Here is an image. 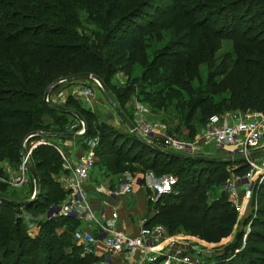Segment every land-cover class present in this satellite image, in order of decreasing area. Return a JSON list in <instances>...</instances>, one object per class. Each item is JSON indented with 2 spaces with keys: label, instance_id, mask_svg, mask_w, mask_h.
I'll return each instance as SVG.
<instances>
[{
  "label": "trees",
  "instance_id": "1",
  "mask_svg": "<svg viewBox=\"0 0 264 264\" xmlns=\"http://www.w3.org/2000/svg\"><path fill=\"white\" fill-rule=\"evenodd\" d=\"M57 1L63 2V0H0V43H7L5 47H10L6 49L7 54L0 55V161L5 158L12 160L10 167L14 170L19 163V153L16 151L12 157L5 156L6 150H9L8 146L7 148L5 147V136L18 131L32 130L34 125H36L43 128L42 130H47L42 131L43 133L47 132L65 137L70 127L74 124L72 121L74 122L78 119L76 115H79L87 124L86 138L96 135L97 132L93 130V127H96L95 117L91 112L83 109L78 100L68 97L63 106H60L69 112L61 110L55 105L45 103V92L39 96L29 92V87L32 86L31 82L34 79L33 74L24 73L23 68L19 64H13L12 48H14V45H18L19 48L16 47L17 50L15 52L18 56H21L23 63L28 54L36 59L39 64H46L47 66H55L63 62L67 56L75 55L81 57L85 65L103 70L104 66L101 57L92 50L87 49V46L65 42V35L61 33L63 20L58 17L62 14L63 18H67L71 22L75 21V18L72 7L69 5L62 13H57L53 8L55 5L52 4H56L55 2ZM65 2L67 1L65 0ZM69 2L74 3L75 0H69ZM108 6L109 19L121 25L119 34H117L118 36L114 35L113 38L110 37L107 40L109 43L114 44L116 52L121 56V59H126L125 66L118 70L125 72L129 67L135 65L143 67L144 65L146 68H143V72L140 74V82L136 84L138 99L149 108L153 117L166 126V134L172 135L171 131L177 130V126H173V120H180L182 121L180 127L185 130L188 140L193 139L198 128L195 127L194 122L199 117H205L204 119L207 121L214 115L213 113L208 114V116L202 115L205 111L212 109V100L206 94V96H202L200 93L195 94L196 91L192 92L193 98L186 99L180 93V89H178L180 86L189 91V87H192L190 84L192 78H182L179 75L184 74L188 77L191 75V70L187 66L182 67L179 64H175L172 59L167 57L166 54L174 55L173 50L169 49V52L165 54V59L158 63L152 61L154 59L150 55V53L152 54V48L149 53L144 49L138 57L136 52L141 40L139 32L135 28L125 25L127 19L122 14V10L119 9L118 3L112 5L110 2ZM226 7H221V9H224L217 14H213V11H210L212 12L211 17H204L203 22H197V25L210 36L217 28L216 31L220 33L218 37L221 38L223 34L220 32V29L225 26L224 23L234 22L232 19L227 18L225 14H222L225 10L231 12V15H234L233 17H241L240 15L242 14L243 16H250L252 14L254 17L253 21L256 22L257 27L264 25V0H239L232 7ZM238 7L239 9H237ZM213 17L222 19L220 25L215 20H211ZM12 20L27 21L28 23H33L34 26H26L23 27L24 29H18L14 33L7 34L6 29L8 27H15L13 22L10 23ZM56 22H58L60 27L56 26ZM244 30L248 31V27ZM259 33H261V29L256 28L255 34ZM39 34L46 36L50 44L42 43L37 47L45 53H51L55 58L52 61H48L46 58L40 56L39 53L37 54L35 50L28 49L26 46L25 41L27 40H24V38L27 35L38 37ZM180 46L181 43L175 41L169 48ZM164 49L167 50L166 48ZM157 55H155L156 59L158 58ZM160 55L163 57V53H160ZM148 56L151 57L148 58ZM261 62L262 60L257 61L255 63L256 67L251 66L253 67V76L251 77H253L254 81L259 79V85L264 87V62L262 64ZM166 71L168 74H166ZM108 73L105 76H100L98 80L106 87L109 100H113L111 103L127 117V112L124 109V105L128 100L126 92L117 93L120 89L111 84ZM81 74L83 73H75L69 77H79ZM136 82L137 80L133 79L130 84H135ZM45 84L47 83L34 80L33 85L35 88H43ZM245 93L241 99L244 107L264 113V90L262 92L257 88L254 93L247 91ZM127 118L130 119L129 117ZM196 122L197 126L201 124L198 121ZM76 126L78 127V125ZM98 126L102 125L99 124ZM98 129L101 142L108 135H103V127ZM119 136L131 145V150L135 148L132 144L140 145V149H136L133 156L124 158L126 162H133L141 167L142 170H150L158 176L171 172V174L177 177L174 192L158 197V203H161L160 207L155 215L145 223L144 226L146 228L160 225L169 235L184 233L196 236L203 243L209 245H217L231 236L237 224L238 212L235 206L224 198L209 201L210 197L207 195L208 189L214 185L215 178L217 181L225 180L224 176L220 175V171L226 166L231 165V163L220 160L198 161L186 157H176L164 151L151 148L132 133L129 137L124 135ZM114 139L117 140V138ZM141 151L143 153L147 152V155L152 154L149 161L146 157L150 156H143ZM31 158V162L35 167L38 185L44 184L46 188L45 203L50 202V197L53 194L54 200L59 201L61 197L60 193L62 192L50 174L54 170L55 164L60 162L58 155L51 147L41 145L33 150ZM118 163H121V160ZM237 164L238 162H233V166ZM236 168L234 172L237 175H243L246 171V166ZM30 178L31 182L32 177L30 176ZM260 190H264V181ZM28 193L31 194V191ZM29 194L23 197L22 200H15L14 198L11 199L5 196V200L0 204V241L2 243H8L13 240L18 242L20 246H23L25 241L34 242V240H29L25 234L26 231L24 225H22V219L19 217V208L21 206L25 208L26 206V208L28 207L27 210L31 212H40L44 204L43 200L39 204H33L34 206L22 203L21 201L29 198ZM48 207L50 208V206ZM6 209L13 211L12 215L14 214V217L10 214H4L3 211H6ZM65 218L68 219L71 225L77 226L76 222L79 220L72 217ZM65 218H60L58 221H49L44 217V221L40 222L38 236L42 237V240L40 239L41 241H38V244L42 243L47 250L43 256L45 263L94 264L97 261H101L103 257L94 258L93 255L80 257V246L71 245L70 252H67L66 249L70 243L68 244L65 239L58 237L55 232ZM253 221L252 229L247 236L244 248L232 257L228 254L230 253V249H225L223 254L217 256L218 262L216 264H220V259L223 257H226L227 260L224 261V264H264V203L262 198H260L257 205L256 218ZM72 238L74 241V237ZM1 249L2 246H0V264H21L19 260L15 262L14 258L10 260V257L15 254L13 249L8 248L3 251ZM25 252L26 254L24 253L22 256L23 261L29 264L28 261L30 262L31 259L29 255L30 251L25 250ZM7 260H10V262H7ZM30 264L41 263L40 260H36L35 262H30Z\"/></svg>",
  "mask_w": 264,
  "mask_h": 264
},
{
  "label": "rangeland",
  "instance_id": "2",
  "mask_svg": "<svg viewBox=\"0 0 264 264\" xmlns=\"http://www.w3.org/2000/svg\"><path fill=\"white\" fill-rule=\"evenodd\" d=\"M66 1L67 2H65V0H63V2L57 1L55 2L56 4L52 3L55 5L53 8L57 13H62L63 10L67 9L68 5L72 7L75 21L71 22L67 18H63L62 14L58 17L63 20L61 33L65 35V42H73L74 44H83L87 46V49L92 50L101 57L104 68L103 70H98L94 66H87L83 63L81 57L75 55L67 56L63 62H60L55 66H47L46 64H39L36 59L28 54L23 63L21 56H18L15 52L18 45H14V48H12L13 64H19V66L23 68L24 73L27 72L33 74L32 76L34 79L33 82H31L32 86L29 87V92L35 93L36 96L43 94V92L46 94L53 82L66 78L71 81L62 84L65 93L67 91L71 95L72 90L74 88H79V85L82 87H91L94 96L96 90L97 96H95L96 104L94 106V103H92L91 106H87L79 100V104L83 109H91L93 106L92 113L93 111H100L97 109V104L100 103L104 104L107 111H110L111 113L115 111L118 115L115 106L113 107L109 104L111 107H108L106 103H104L103 100H106V97L104 96L105 93L102 88H99L94 82H91V80L87 78L69 77L75 73H87L95 77V79H99L100 76H105L106 73L109 72L108 78L111 84L120 89L117 93H121L122 91L126 92L128 100L124 105V109L126 110L127 115L131 117L130 121L132 123L135 124L136 122L139 123L145 121L151 124V126L159 125L160 129L165 126L162 125L157 118L153 117V115L151 119L149 108L138 99V89L136 84L140 82V74L143 72V68L145 69L146 67H144V65L143 67L135 65L129 67L125 72L118 70L125 66L126 59H121V56L116 52L114 44L107 41L110 37L113 38L114 35L119 34V28L121 26L118 25V22L109 19L108 5L110 2L112 5L118 3L119 9L122 10V14L127 19L125 25L131 26L139 32L141 40L136 52L138 57L144 49L149 53L152 48V54L150 53V55L154 57L152 61L158 63L165 59V54L169 52V49L173 50L174 55L171 56L166 54L167 57L172 59L175 64H179V66L182 67L187 66L191 70V75L188 77L184 74L179 75L182 78H192L190 82L192 87H189L190 92L180 86L178 87L180 93L185 99L193 98L192 92L194 91H196L195 94L200 93L202 96L206 94L210 97L212 100V109L210 111H205L202 115L208 116V114L212 113L214 115L207 121H205V117H199V119L196 120L201 123L199 126H197L196 121L194 122L196 125L195 127H198V131L196 132H198L199 135L201 129H204L205 134V129L210 124L223 126L226 123H231L233 116L250 111V109L244 107L241 100L246 94V91L254 93L257 88L262 92L264 90V87L259 85V79L254 81L253 77H251L253 76V67L251 66L256 67L257 65L255 63L260 60H262L261 64L264 62V41H262L264 40V25L257 27L256 22L253 21L254 17L252 14H250V16H243L242 14L240 15L241 17H233L234 15H231V12H228L227 10L222 14H225L227 18L230 20L232 19L234 22L224 23L225 26L220 29V32L223 34L221 38L218 37L220 36V33L216 31L217 28L210 36L208 33L200 29L199 25H197V22H203L204 17H211L212 12L210 11H213V14L220 13L224 9H221V7L227 6L226 8H230L235 2H239V0H75L74 3L69 2V0ZM71 3H73V5H71ZM237 9H239V7ZM211 20H215L218 25H220L222 19L213 17ZM11 22H13L16 28L8 27L6 29L7 34L14 33L18 29H24L23 27L26 26H34L33 23H28L27 21L12 20L10 23ZM55 24L57 27H60L58 22ZM246 27H248V31L244 30ZM256 28H260L261 33L255 34ZM24 40H27L25 42L28 49L35 50L37 54L39 53L40 56L46 58L48 61L55 59L51 53H45L42 49L37 47L42 43L50 44L46 36L42 34H39L38 37L27 35ZM175 41H179L181 46L177 48H169ZM6 44L7 43L3 42L0 43V55L7 54L6 49L10 47H5ZM159 52L163 53V57L161 55L159 56ZM156 54H158L157 59L155 58ZM150 57L151 56H148V58ZM166 74H168L167 71ZM133 79H136L137 82L135 84H130ZM34 80L42 83L45 82L47 84H45L43 88H35L33 85ZM55 94L56 89L50 92V104L63 106L64 100L59 102L55 97ZM110 101L113 102V100ZM140 107L145 111L140 110ZM87 122L89 121L87 120ZM72 123L78 125V129L80 128V122L78 119L74 122L72 121ZM173 123L174 127L177 126V130L171 131L173 136L179 137L186 142L196 143L198 146L197 142L192 141V139L188 140L186 137L185 130L180 127L182 121L173 120ZM84 124L86 123L84 122ZM95 125L96 127H93V130L94 132L97 131L96 135H98V128L101 126H98V121H95ZM199 128L201 129L199 130ZM42 129L43 128L34 125L32 130L18 131L9 136H5V147L7 148L8 146L9 148V150H6L5 156L12 157L17 151V153H19V165L21 162V151L19 152L20 145L22 144L21 142H23L26 136L31 132L35 131L34 133H43L42 131H47ZM204 134L200 137L202 143H204ZM197 137V139H199V136ZM92 138H98L99 141V137L97 136ZM32 142L33 141L29 143V148L32 146ZM124 142L127 141L124 140ZM132 146L135 147V150L140 149L139 144H132ZM141 154L145 156L147 155V152L143 153V151H141ZM147 156H150L146 157L149 161L152 154H148ZM11 162L12 160L8 158L0 161L2 166L4 164L11 169L4 173L2 166H0V193L11 199L22 200L23 197L29 194V191L32 193V189L30 186L25 188L24 185L18 188H13L7 183V180L16 174L18 168V165L16 164L17 167L15 170H12L10 167ZM229 173L230 171L226 167L220 171V175L224 176L225 180L217 181L215 178L214 185L209 188L207 192L209 197L216 199H229L223 186L224 182L230 177ZM169 174H171V172L167 173V175ZM132 177L136 178V176ZM146 182L147 180H145V184H147ZM128 184L130 183L125 179L124 186L126 187ZM38 186L39 197L37 195L36 197L29 198L30 201L34 198L31 203L26 201L27 199L21 202L28 205H35L43 200V209L40 212H31L27 210L28 207L26 208V206L25 208H23V206L19 208V217L22 219V225H24L26 231L25 234L29 240H34V242L25 241L23 246H20L18 242L13 240L8 243H2L0 241L2 251L8 248L14 250L15 254L10 257V260L14 258L15 262L19 260L21 261V264H26L22 257L24 253L26 254L25 250L30 251V262L40 260L41 264H46L43 256L47 250L42 243L38 244V241H41L42 237L40 238L38 236L39 230L37 229V226L40 225L41 218L43 217L44 219L45 216H43V214H46L51 207H54L56 204L62 205L68 200L67 194L62 190L64 194L60 193L61 197L59 201L54 200L53 194L50 197V202L46 204V188L44 187V184ZM131 186L136 185L133 184ZM54 189L56 190V188ZM48 206H50V208ZM3 212L4 214L12 215L13 211L6 209V211ZM12 216L14 217V214ZM228 254L230 255V253ZM79 256L82 257V253H80ZM104 256L105 255L102 257L104 258ZM10 260H7V262H10ZM220 261V264H224V261H227L226 257L221 258ZM30 262L28 261L29 264Z\"/></svg>",
  "mask_w": 264,
  "mask_h": 264
},
{
  "label": "built area",
  "instance_id": "3",
  "mask_svg": "<svg viewBox=\"0 0 264 264\" xmlns=\"http://www.w3.org/2000/svg\"><path fill=\"white\" fill-rule=\"evenodd\" d=\"M101 88L99 82L95 79H89ZM68 80L66 78L52 83L48 94L44 96V102L50 104V92L56 89L55 97L60 102L66 97V93L58 90V86H63ZM87 86V85H85ZM93 86V85H91ZM83 91V92H82ZM75 100H81L85 105L91 106L93 103V93L91 87L74 88L68 94ZM140 110L145 111L142 107ZM80 128L75 131L77 136L85 137L86 124L79 120ZM136 131L147 143L157 144L158 148L164 152H171L187 157H201L202 151L196 143H190L179 137L165 134L158 137L157 129L159 125H152L143 121L133 123ZM42 133H31L23 140L21 144V162L17 168V174L7 180V183L18 188L25 184V180L30 176L29 166L31 163L32 152L41 145H47V141L42 137ZM204 144H213L222 154V160L231 159L238 162V166H246L243 175H231L223 184L226 195L229 199L238 197L239 190L244 189V198L249 199L255 189L256 183L264 181V164H259L258 158L264 154V113L261 111L250 110L243 114L235 115L231 123L223 126L210 124L205 129ZM32 146L29 148V143ZM35 141V142H34ZM99 147L98 138H88L86 140V149L84 156L78 162L66 159L63 163L65 171L61 178L64 191L67 193L68 200L66 203L51 207L45 214L49 221H58L63 217L76 218L79 221L85 220L95 225V231L85 232L76 230L73 234L74 240L82 249V257L94 255L93 246L101 244L105 248V257L96 264H113V256L123 254L126 264H156L159 254V241L165 232L160 225L142 229L138 236H128L116 229L117 213L108 214L106 206L96 207L90 203L85 194L84 183L90 177L94 167V161L97 157ZM130 183L122 192L123 194L131 191V185L141 186L144 182L140 177L133 178L131 175L126 176ZM143 182V183H142ZM177 184L175 176H165L157 182L159 187L158 194L169 195L174 192ZM148 186H156V183L148 182ZM119 193H109L111 199H116ZM157 196V198L159 197ZM5 196L0 194V204L5 200ZM236 208V207H235ZM170 247H177L175 253L169 257V264H204L205 259L201 255L198 247L191 246V253H184L187 244L177 245L174 240L169 242Z\"/></svg>",
  "mask_w": 264,
  "mask_h": 264
},
{
  "label": "crops",
  "instance_id": "4",
  "mask_svg": "<svg viewBox=\"0 0 264 264\" xmlns=\"http://www.w3.org/2000/svg\"><path fill=\"white\" fill-rule=\"evenodd\" d=\"M58 90H62L63 86H58ZM69 92L66 91V97H64L63 104L67 100ZM95 96L96 90H95ZM95 96L93 100V106L96 104L95 102ZM106 97V100L104 99V103L108 107L113 106L114 104L111 103L108 96L104 94ZM61 101V102H62ZM111 106H110V105ZM93 106L90 108H84L86 111H89L92 113ZM97 109L100 111H93V115L96 117V122L98 121L99 124H101L104 128V136L108 135L106 139H103L100 142V136L94 135L88 138L92 137H99V149L97 157L94 161V167L90 173V177L87 181L84 183V190L86 194L87 200L95 205L96 207L99 206H106L108 214L110 212H116L117 213V222H116V229L118 231L123 232L124 234L128 236H138L140 234V231L142 229V225H145V223L155 215V213L159 209V205L161 203H158L159 199L157 196L159 187L157 186V182L162 179L165 176H174L173 174H165V175H155L150 170H142L141 167H139L137 164L133 162H126L124 160L125 157L133 156L134 154V148L131 150V145L128 144V142H124L122 138H120L119 135L124 136H131V131L125 124V122L116 114L114 111L111 113L110 111H107L104 104H97ZM116 110V109H115ZM150 112V110H149ZM150 116L152 119V112H150ZM129 117V115H127ZM119 118V119H118ZM131 120V117H129ZM75 125V123L70 127V130H68V134H76L75 131L79 130L78 127ZM76 128V129H75ZM201 128H199L200 130ZM166 126H163L157 129L158 137H162L166 133ZM198 131V128H197ZM42 137L44 140L47 141V147H51L56 154L58 155L60 162L55 164L54 170L50 172L53 180L56 182L59 190L63 193L62 190V183L61 178L63 177L65 171L63 169V163L66 159H69L73 162H78V160L84 156L85 149H86V140L88 138L86 137H68V136H60L52 133H42ZM204 134V129H201L200 135L198 132L195 133L194 138L192 141L197 142L198 145L201 148L202 151V157L206 159H214V160H222V154L216 149V147L213 144H207L201 142L200 137ZM199 136V139H197ZM117 137V140L114 138ZM138 138V137H137ZM139 139V138H138ZM140 140V139H139ZM154 149L160 150L156 143L152 145ZM183 156V155H180ZM187 157V156H183ZM123 159V160H122ZM121 160V163H118ZM259 164H264V154L260 156L258 159ZM34 172L35 167L32 163ZM0 166H2L0 164ZM236 167H239L238 165L233 166V161L231 162V165L226 166L227 169H229L230 173L229 175H237L235 174ZM3 172L6 173L10 169L8 166H5L3 164L2 166ZM11 170V169H10ZM13 170V169H12ZM133 171V172H132ZM17 174V172H16ZM127 175L140 177L143 179V184L140 187L137 186H131V191L129 193L123 194L124 191V184L125 179ZM30 176L32 177L31 173ZM30 176H28V179L25 180L24 187L32 186V193L29 198L36 197L38 195L39 197V186L37 184V188L35 190L34 180L32 177V183L30 182ZM177 178V177H176ZM37 180V175H36ZM145 180H147V184H145ZM38 181V180H37ZM156 183V186H152L150 188L148 186V182ZM262 183L256 184L255 189L252 192V195L249 199L244 198V189L239 190V194L237 198L234 199H227L230 202L233 203V205L236 207V210L238 212L237 216V224L234 227L232 234L229 238L223 240L217 245H209L206 243H203L201 240H199L196 236L186 235L184 233H178L174 235L169 234H163L162 239L159 241V254L157 255L158 258L156 260V264H169V257L172 256L177 247H170L169 242H171V239L176 242L177 245L181 246L182 244H187L188 246L184 248V253H191L192 252L191 246L198 247L205 259L204 264H216L218 262L217 256L223 254V251L227 248L230 249V255L231 257L235 254L239 253L244 246L246 245V239L249 235L251 229H252V222L256 218V212H257V205L259 203L260 198H262L264 203V190L261 191ZM119 193L118 197L114 200L111 199L109 196V193ZM66 193V192H65ZM1 194V193H0ZM64 194V193H63ZM67 194V193H66ZM2 195V194H1ZM27 198L26 201L29 203L33 202L34 198L30 201V199ZM216 198H211L209 201H213ZM40 220L41 222L44 221L43 217ZM77 226L74 227L71 225L67 218H65L62 221V224L58 226L56 229V235L60 237L61 239H65L68 242V248L66 249L67 252H70V246L75 245L78 246L73 241V233L76 230H82L85 232H93L95 231V225L89 224L85 220L77 221ZM38 230L40 229V226H37ZM238 245V246H237ZM94 249V258L102 257L105 254V248L101 244H96L93 246ZM82 253V250L80 249L79 254ZM90 256V255H86ZM113 264H126V260L124 259L123 254H118L113 256Z\"/></svg>",
  "mask_w": 264,
  "mask_h": 264
},
{
  "label": "water",
  "instance_id": "5",
  "mask_svg": "<svg viewBox=\"0 0 264 264\" xmlns=\"http://www.w3.org/2000/svg\"><path fill=\"white\" fill-rule=\"evenodd\" d=\"M79 77L80 78H87V79H95V77H93L92 75H90V74H81V75H79ZM95 80H97L98 82H99V84H100V86H101V88H102V90H103V92L107 95V89H106V87L98 80V79H95ZM50 88V87H49ZM46 94H48V91H47V93ZM45 94V95H46ZM57 107H59V109H61V110H64V111H66V112H69L67 109H64V108H62V107H60V106H57ZM116 107V106H115ZM116 110H117V113L119 114V116H120V118L125 122V124L127 125V127L129 128V130L132 132V134H134L136 137H138L144 144H146V145H148V146H150L151 148H154L153 146H152V144H150V143H147L146 141H144L142 138H140V135L138 134V132L136 131V129H135V127H134V125H133V123L127 118V117H125L120 111H119V109L116 107ZM76 117L79 119V120H82L81 119V117L79 116V115H76ZM67 136L68 137H75V136H77V134H67ZM166 153H168V154H170V155H173V156H176V157H183V156H180V154H176V153H171V152H166ZM186 158H188V159H193V160H198V161H218L217 159L216 160H214V159H206V158H204V157H186ZM224 162H226V163H231L232 162V160L231 159H228V160H225ZM29 169H30V173H31V175H32V177H33V180H34V185H35V190H36V188H37V180H36V174H35V172H34V168H33V165L32 164H30V166H29Z\"/></svg>",
  "mask_w": 264,
  "mask_h": 264
},
{
  "label": "bare ground",
  "instance_id": "6",
  "mask_svg": "<svg viewBox=\"0 0 264 264\" xmlns=\"http://www.w3.org/2000/svg\"><path fill=\"white\" fill-rule=\"evenodd\" d=\"M31 160H32V158H31ZM32 163V162H31ZM63 218H65V217H63ZM89 224H92V223H89ZM74 242H75V240H74ZM76 243V242H75ZM201 255L203 256V254H202V252H201ZM204 258V257H203Z\"/></svg>",
  "mask_w": 264,
  "mask_h": 264
}]
</instances>
